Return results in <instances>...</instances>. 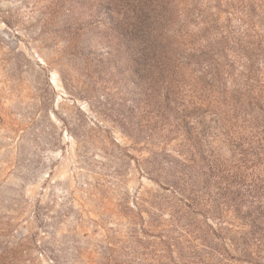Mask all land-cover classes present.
<instances>
[{
	"label": "rangeland",
	"instance_id": "obj_1",
	"mask_svg": "<svg viewBox=\"0 0 264 264\" xmlns=\"http://www.w3.org/2000/svg\"><path fill=\"white\" fill-rule=\"evenodd\" d=\"M0 264H264V0H0Z\"/></svg>",
	"mask_w": 264,
	"mask_h": 264
}]
</instances>
